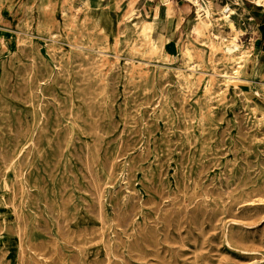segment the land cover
I'll list each match as a JSON object with an SVG mask.
<instances>
[{"label": "rangeland", "instance_id": "374dc122", "mask_svg": "<svg viewBox=\"0 0 264 264\" xmlns=\"http://www.w3.org/2000/svg\"><path fill=\"white\" fill-rule=\"evenodd\" d=\"M117 2L120 41L84 0H0V264H264V8L214 58Z\"/></svg>", "mask_w": 264, "mask_h": 264}, {"label": "bare ground", "instance_id": "6f19581e", "mask_svg": "<svg viewBox=\"0 0 264 264\" xmlns=\"http://www.w3.org/2000/svg\"><path fill=\"white\" fill-rule=\"evenodd\" d=\"M253 1V3H255V5H257V6H259V7H263L264 8V0H252ZM84 2H85V5L87 6V8H89V10L92 12V21H93V24L95 25V27L96 28H99V27H102L101 26V16H102V4H101V2L100 1H98V0H84ZM171 1L170 0H166V11H167V13H166V16H167V19H172L175 15H176V11H175V8H174V6L173 5H171V3H170ZM119 2H117V4H118ZM184 19L185 18H183V16L181 15L179 18H178V21H177V25H181L182 24V22L184 21ZM116 25H117V27H118V31H117V34H116V36H117V40L118 41H120L121 40V36L122 35H124L125 34V32L123 31V28H124V26H125V24H124V22H123V20L120 18V17H118L117 18V20H116ZM211 27H212V23H209L208 21H206V20H204V19H202V18H200L199 16L198 17H195V20L193 21V23H192V26H191V31H190V34H193V35H196L197 36V38H200L201 39V41L204 43H206V45L208 46V48H209V51H210V54L211 55H213V57L214 58H216L217 56H219V54H220V52L222 51V47H221V44L222 43H220V42H215L214 40H212L209 36H206V34H207V32L211 29ZM103 28H104V26H103ZM105 29V28H104ZM105 32L107 33V34H110L109 32H107V30L105 29ZM104 32V33H105ZM166 41L167 40H165L164 38H161L160 40H159V43H160V46H161V48H163L164 47V45L166 44ZM24 43H25V41H24ZM38 46V45H37ZM21 47V46H20ZM229 49H231V47L229 46L228 47ZM26 50V49H25ZM207 50H205V48H202V54H204V52H206ZM189 54V53H188ZM83 56V55H82ZM165 58H167V56H164ZM183 57H185V55H183ZM85 59V58H84ZM86 61V60H85ZM147 63H149V62H147ZM150 64V63H149ZM156 70V69H155ZM178 70V73L180 74V77L181 78H183L184 79V81L188 84V83H191V81H190V78H189V76L187 75V74H184V73H180L181 71H182V69L180 70V69H177ZM37 72V71H36ZM128 76V75H127ZM221 78L222 80H223V82H224V87H226L227 89L230 87V85H231V83H235V82H239L240 80H242V78L241 77H235V76H229L228 75V72H226V71H223V72H214V74H213V77L210 79V82H209V84L207 85V89H208V93H210L211 92V90L213 89V87L215 86V84H216V80H217V78ZM163 82V81H162ZM70 84V83H69ZM24 90V89H23ZM26 95V94H25ZM16 97V96H15ZM31 97V96H30ZM92 99H94V98H92ZM17 100L18 101H20L18 98H17ZM23 100V99H22ZM96 101V100H95ZM66 104V103H65ZM59 105V104H58ZM96 105V104H95ZM32 106V105H31ZM156 108V107H155ZM170 109V108H169ZM89 111V110H88ZM69 113V112H68ZM108 115V114H107ZM73 117V116H72ZM78 117H80V116H78ZM196 117V116H195ZM81 118V117H80ZM188 118V117H187ZM68 119V118H67ZM71 119V118H70ZM69 120V119H68ZM73 120V119H72ZM76 124V123H75ZM240 125H242L241 123H240ZM77 126V125H76ZM192 126V125H191ZM64 127V126H63ZM78 127V126H77ZM243 127H244V125H243ZM97 128V127H96ZM256 128V127H255ZM69 129V128H68ZM80 129V128H79ZM251 130H252V128H251ZM241 131V130H240ZM249 131V130H248ZM43 132V131H42ZM41 132V133H42ZM60 132V131H59ZM252 132V131H251ZM100 133V132H99ZM58 134V133H57ZM95 134V133H94ZM105 134V133H104ZM123 134V133H122ZM241 134V133H240ZM245 134V133H244ZM243 134V135H244ZM187 135V134H186ZM261 135V134H260ZM25 136H27V135H25ZM59 136V135H58ZM72 136V135H71ZM107 136V135H106ZM53 137V136H52ZM245 137V136H244ZM186 138V137H185ZM38 139H40L39 137H38ZM72 139V138H71ZM248 139V138H247ZM35 142V141H34ZM36 144H38V143H36ZM104 145V144H103ZM102 145V146H103ZM38 146V145H37ZM57 146V145H56ZM84 146H85V144H84ZM101 146V145H100ZM101 146V147H102ZM191 146V145H190ZM36 147V146H35ZM59 147V146H58ZM64 147V146H63ZM87 148H88V146H87ZM128 148V147H127ZM244 148V147H243ZM61 149V148H60ZM125 149V148H124ZM235 149V148H234ZM39 150V149H38ZM62 150V149H61ZM134 150V149H133ZM191 150V149H190ZM53 151V150H52ZM102 151V150H101ZM122 151V150H121ZM150 151V150H149ZM168 151V150H167ZM62 152V151H61ZM99 152H100V150H99ZM139 153H140V151H139ZM143 153V152H142ZM98 154V153H97ZM143 155V154H142ZM211 155V154H210ZM118 156H120V155H118ZM212 156V155H211ZM79 157V156H78ZM112 157V156H111ZM81 158V157H80ZM184 158V156L182 157V159ZM89 159V158H88ZM119 159V158H118ZM141 159V158H140ZM185 159V158H184ZM41 160V159H40ZM80 160V159H79ZM100 160V159H99ZM108 161V160H107ZM115 161V160H114ZM229 162V161H228ZM82 164L84 165V163L82 162ZM108 164H109V162H108ZM107 164V165H108ZM228 164V163H227ZM57 165V164H56ZM90 165V164H89ZM95 165V164H94ZM112 165V164H111ZM182 165V164H181ZM180 165V166H181ZM247 165V164H246ZM110 166V165H109ZM229 166V165H228ZM249 166V165H248ZM85 167V166H84ZM202 167V166H201ZM231 167V166H230ZM233 167V166H232ZM95 168V167H94ZM106 168V167H105ZM108 168H110V167H108ZM107 168V169H108ZM250 168V167H249ZM20 169H22V168H20ZM85 169V168H84ZM111 169V168H110ZM191 169V168H190ZM227 169V168H226ZM87 170H88V167H87ZM112 170V169H111ZM245 170V169H244ZM55 171V170H54ZM91 171V170H90ZM107 171V170H106ZM110 171V170H109ZM113 171V170H112ZM226 171V170H225ZM94 172V171H93ZM131 172H132V169H131ZM18 173H20V172H18ZM72 173V172H71ZM88 173V172H87ZM91 173V172H90ZM113 173V172H112ZM254 173H255V171H254ZM53 174V173H52ZM22 175V174H21ZM177 175V174H176ZM175 175V176H176ZM186 175V174H185ZM257 175V174H256ZM96 176V175H95ZM128 176V175H127ZM76 177V176H75ZM74 177V178H75ZM185 177V176H184ZM199 177V176H198ZM221 177V176H220ZM17 178V177H16ZM51 178V177H50ZM93 178V177H92ZM219 178V177H218ZM96 179V178H95ZM220 179V178H219ZM19 180V179H18ZM79 180V179H78ZM175 182V181H174ZM17 183V182H16ZM92 183V182H91ZM113 183V182H112ZM199 183V182H198ZM247 183V182H246ZM78 184V183H77ZM100 184V183H99ZM18 185V184H17ZM201 185V184H200ZM199 185V186H200ZM22 186V185H21ZM152 186V185H151ZM164 186V185H163ZM194 186V185H193ZM195 186H197V185H195ZM194 186V187H195ZM246 186V185H245ZM101 187V186H100ZM18 188V187H17ZM93 188V187H92ZM97 188V187H96ZM196 188V187H195ZM13 189V188H12ZM83 189V188H82ZM101 189H102V187H101ZM191 189V188H190ZM166 190V189H165ZM18 191H19V188H18ZM256 191V190H255ZM22 192V191H21ZM65 192H66V190H65ZM95 192V191H94ZM98 192V191H97ZM125 192V191H124ZM182 192V191H181ZM203 192V191H202ZM153 193V192H152ZM157 193V192H156ZM168 193V192H167ZM174 193V192H173ZM187 193H189V192H187ZM196 193V192H195ZM262 193V192H261ZM18 194V193H17ZM25 194V193H24ZM105 194V193H104ZM146 194V193H145ZM163 194H164V192H163ZM197 194V193H196ZM242 194V193H241ZM260 194V193H259ZM29 195V194H28ZM124 195H125V193H124ZM157 195V194H156ZM205 195V194H204ZM207 196H208V194H206ZM205 195V196H206ZM244 195V194H243ZM133 196V195H132ZM169 196V195H168ZM186 196V195H185ZM198 196V195H197ZM212 196V195H211ZM104 197V196H103ZM117 197V196H116ZM128 197V196H127ZM179 197V196H178ZM264 197V196H263ZM22 198V197H21ZM96 198V197H95ZM100 198V197H99ZM134 198V197H133ZM163 198V197H162ZM202 198V197H201ZM234 198V197H233ZM253 198V197H252ZM15 199V198H14ZM13 199V200H14ZM97 199V198H96ZM198 199V198H197ZM254 199V198H253ZM100 200V199H99ZM137 200V199H136ZM135 200V201H136ZM263 200V199H262ZM261 200V201H262ZM46 201V200H45ZM202 201V200H201ZM220 201V200H219ZM219 201H217V202H219ZM99 202V201H98ZM138 202H140L139 200H138ZM207 202V201H206ZM205 202V203H206ZM252 202V201H251ZM89 203V202H88ZM97 203V202H96ZM103 203V202H102ZM131 203V202H130ZM222 203V202H221ZM220 203V204H221ZM245 204H246V202H244ZM135 204H136V202H135ZM134 204V205H135ZM184 204V203H183ZM188 204V203H187ZM196 204V203H195ZM197 204H198V202H197ZM197 204H196V206H197ZM97 205V204H96ZM99 205V204H98ZM101 205V204H100ZM127 205H128V203H127ZM141 205V204H140ZM232 205V204H231ZM250 205V204H249ZM20 206V205H19ZM18 206V207H19ZM117 206H118V204H117ZM204 206H206V205H204ZM220 206V205H219ZM14 207V206H13ZM52 207V206H51ZM70 207V206H69ZM88 207V206H87ZM90 207V206H89ZM104 207V206H103ZM128 207V206H127ZM210 207V206H209ZM208 207V208H209ZM215 207V206H214ZM65 208V207H64ZM96 208V207H95ZM190 208V207H189ZM133 209H135V208H132V210ZM179 209V208H178ZM52 210V209H51ZM93 210H95V209H93ZM92 210V211H93ZM100 210V209H99ZM102 210H104V209H102ZM190 210V209H189ZM119 211V210H118ZM218 211V210H217ZM220 211V210H219ZM52 212V211H51ZM94 212V211H93ZM190 212V211H189ZM197 212V211H196ZM195 212V213H196ZM103 213V212H102ZM184 213V212H183ZM192 213V212H191ZM18 214V213H17ZM63 214V213H62ZM132 214V213H131ZM188 214V213H187ZM186 214V215H187ZM208 214H209V212H208ZM208 214H206V215H208ZM222 214V213H221ZM52 215V214H51ZM96 215V214H95ZM115 215V214H114ZM73 216V215H72ZM128 216V215H127ZM181 216H182V214H181ZM215 216V215H214ZM173 217V216H172ZM185 217V216H184ZM44 218V217H43ZM217 218V217H216ZM28 219V218H27ZM66 219V218H65ZM125 219V218H124ZM171 219V218H170ZM218 219V218H217ZM64 220V219H63ZM100 220V219H99ZM102 220H103V218H102ZM187 220V219H186ZM20 221V220H19ZM123 221V220H122ZM216 221V220H215ZM20 222H22V220L20 221ZM48 222V221H47ZM72 222V221H71ZM108 222V221H107ZM106 222V223H107ZM24 223V222H23ZM49 223V222H48ZM103 223V222H102ZM121 223V222H120ZM203 223V222H202ZM201 223V224H202ZM216 223V222H215ZM67 224V223H66ZM109 224V223H108ZM209 224V223H208ZM28 225V224H27ZM49 225V224H48ZM101 225H103V224H101ZM129 225V224H128ZM127 225V226H128ZM53 226V225H52ZM67 226V225H66ZM65 226V227H66ZM175 226V225H174ZM212 226V225H211ZM61 228H62V226H60ZM68 227V226H67ZM25 228H26V226H25ZM46 228V227H45ZM44 228V229H45ZM233 228V227H232ZM5 229V228H4ZM141 229V228H140ZM215 229V228H214ZM65 230V229H64ZM106 230V229H105ZM186 230V229H185ZM27 231V230H26ZM46 231V230H45ZM49 231V230H48ZM48 231H46V232H48ZM59 231H61V230H59ZM227 231V230H226ZM232 231V230H231ZM43 232V231H42ZM45 232V233H46ZM102 232V231H101ZM198 232V231H197ZM50 233V232H49ZM63 233V232H62ZM110 234V233H109ZM21 235H22V233H21ZM49 235H51V234H49ZM64 235V234H63ZM198 235V234H197ZM23 236V235H22ZM98 236V235H97ZM232 236V235H231ZM236 236V235H235ZM61 237V236H60ZM109 238V237H108ZM181 238V237H180ZM226 238V237H225ZM240 238V237H239ZM23 239V238H22ZM234 239V238H233ZM141 240V239H140ZM238 240V239H237ZM129 241V240H128ZM234 241V240H233ZM78 242H80V241H78ZM241 242V241H240ZM69 244V243H68ZM192 245V244H191ZM247 245H248V243H247ZM254 245V244H253ZM23 246V245H22ZM140 246V245H139ZM75 247H76V245H75ZM153 247V246H152ZM156 247V246H155ZM159 247V245L157 246V248ZM183 247H185V246H183ZM242 248H244V247H242ZM22 249V248H21ZM52 249V248H51ZM56 250V249H55ZM76 250V249H75ZM61 251V250H60ZM110 251V250H109ZM54 252H56V251H54ZM64 252V251H63ZM86 252V251H85ZM192 252V251H191ZM21 253H22V251H21ZM26 253V252H25ZM80 253V252H79ZM137 254V253H136ZM135 254V255H136ZM54 255V254H53ZM133 255V254H132ZM178 255V254H177ZM201 255V254H200ZM196 256V255H195ZM36 257V256H35ZM76 257V256H75ZM124 257V256H123ZM133 257V256H132ZM144 257V256H143ZM31 258V257H30ZM85 258V257H84ZM110 258V257H109ZM108 258V259H109ZM114 258V257H113ZM179 258V257H178ZM264 258V257H263ZM262 258V259H263ZM22 260V259H21ZM40 260V259H39ZM44 260V259H43ZM59 260V259H58ZM97 260V259H96ZM146 260V259H145ZM144 260V261H145ZM196 260V259H195ZM77 261V260H76ZM226 262V261H225ZM230 262V261H229ZM22 263V262H21ZM45 263H46V261H45ZM55 263V262H54ZM90 263V262H89ZM170 263V262H169ZM57 264V263H56ZM122 264V263H121ZM197 264V263H196Z\"/></svg>", "mask_w": 264, "mask_h": 264}, {"label": "crops", "instance_id": "0c3cea01", "mask_svg": "<svg viewBox=\"0 0 264 264\" xmlns=\"http://www.w3.org/2000/svg\"><path fill=\"white\" fill-rule=\"evenodd\" d=\"M102 4V16L101 26L107 30L111 35H114L117 31L116 20L118 17L117 0H98ZM130 0H125L124 4ZM176 11V18L167 19L166 16V0H138L136 13L138 17L136 20H147L155 22L156 33L155 36L165 35L170 37V43L166 45V50L171 55L175 56L176 52L179 51V44L185 42L187 38V31L190 33V27L193 19L195 18L193 8L190 4L183 0H170ZM189 8V11L185 14V19L179 28L176 27V22L182 10ZM159 11V16L156 17V12ZM141 15V18L140 15ZM136 15V16H137ZM189 22L190 27L186 28V23ZM260 37H264V25L258 29ZM207 36H209L207 34ZM171 45V47L169 46Z\"/></svg>", "mask_w": 264, "mask_h": 264}, {"label": "built area", "instance_id": "2783aa9c", "mask_svg": "<svg viewBox=\"0 0 264 264\" xmlns=\"http://www.w3.org/2000/svg\"><path fill=\"white\" fill-rule=\"evenodd\" d=\"M191 5L193 8L194 16L212 23L211 29L207 32L209 37L215 42L226 44L229 42L233 35L229 23L235 24L234 19L240 18L239 12L246 11L244 0H183ZM253 18L250 17L248 22H253ZM244 25L246 22H242ZM228 25V26H227ZM250 36L244 33L242 36L244 41ZM246 38V39H245ZM234 37L232 38V40ZM231 41V40H230ZM242 43L243 41L240 40ZM231 44V43H230Z\"/></svg>", "mask_w": 264, "mask_h": 264}]
</instances>
